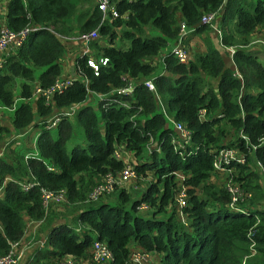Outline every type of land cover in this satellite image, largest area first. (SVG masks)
<instances>
[{
    "label": "trees",
    "instance_id": "obj_1",
    "mask_svg": "<svg viewBox=\"0 0 264 264\" xmlns=\"http://www.w3.org/2000/svg\"><path fill=\"white\" fill-rule=\"evenodd\" d=\"M79 1L0 0V25L4 21L13 30L40 26L3 56L0 67V107H12L10 126L0 125V131L19 133L40 126L36 154L24 158L22 144L0 155V255L23 236L28 221H40L43 229L52 221L50 214L56 215L53 205L44 208L40 189L62 188V201L76 208L71 221L50 225L43 243L22 264L87 256L95 239L110 251L107 264H125L130 242L156 253L158 264H264V205L259 202L264 187L255 163L259 160L264 167V62L248 44L258 38H251L253 31L264 30V0H114L124 15L111 20L101 19L95 3L77 11ZM212 11L220 44L233 49L235 71L213 44L210 25L200 20ZM181 22L187 36L200 35L204 47L185 62L171 53ZM116 26H122L118 38L127 41L125 47L113 43ZM72 29L76 34L97 29L105 39L99 43L94 38L88 43L91 50L74 54L71 84L45 101L33 94L34 86H48L61 76L62 37ZM258 35L264 38V31ZM187 40L183 38V45ZM163 50L162 68L155 72L158 61L153 57ZM88 58L97 63L96 70ZM146 79L153 90L144 84ZM126 86L129 92H116ZM90 93L101 94L98 114L86 101ZM15 97L20 100L16 104ZM71 105L73 113L61 117L53 138L45 119ZM165 114L188 130L189 142L182 148H177V133ZM71 118L82 127L85 145H73L67 152ZM221 147H232L245 158L229 165L231 179L243 190L255 191L248 202L236 203L246 212L229 209L224 185L210 180ZM119 149L132 153L136 174L149 171L154 179L134 197L123 188L113 189L115 204L104 194L89 199L102 176L123 165L113 154ZM176 172L186 190L182 219L174 208L173 194L180 186ZM24 181L32 184L23 189ZM255 196L259 203H253ZM140 202L148 207L139 209Z\"/></svg>",
    "mask_w": 264,
    "mask_h": 264
},
{
    "label": "built area",
    "instance_id": "obj_2",
    "mask_svg": "<svg viewBox=\"0 0 264 264\" xmlns=\"http://www.w3.org/2000/svg\"><path fill=\"white\" fill-rule=\"evenodd\" d=\"M95 4L97 8L101 12V19H108L111 20L118 15H120L117 11L116 5L114 0H95ZM216 16V12H208L205 14H202L200 17L201 22L208 23L209 25L212 24L214 18ZM40 26H24L18 30H13L5 26V24L2 22L0 25V67L3 63V56L7 53L12 52L15 48L21 45V43L24 41L26 36L31 30H34L36 28H39ZM188 29L185 27V24L183 22L180 23L179 29H178V37L176 43L171 48V53L180 61L185 62L187 59V53L183 46V38L186 35V32ZM98 35L97 29H91L88 31H83L78 33L76 36L71 37L74 40H77L82 45V52L89 51L88 49V43L90 40L96 38ZM255 41H258L262 43L264 46V38L258 37L255 39ZM230 51L232 52L233 49L230 47ZM98 61L101 64H104L106 61V58H99ZM87 63L96 70L97 63L91 59H87ZM237 74V72H235ZM238 75V74H237ZM72 77L69 76H61L57 77L50 85L48 86H34L33 94H41L45 101L50 99L52 94L61 92L66 86L71 84ZM144 84L147 86L148 89L153 90V83L151 80L146 79L144 80ZM130 91V86H126L123 88H119L116 90L118 93H125ZM98 97L101 96L100 93H96ZM120 104L125 105L124 101H118ZM74 111V105H71L67 109L57 111L52 116L45 119L44 127L45 128H52L56 126V124L59 122L62 116H70ZM198 113L200 116H203L204 109L199 108ZM165 117L168 121H170L172 128L177 133L178 138L176 139V146L177 148H182L185 143L189 142V132L188 130L182 125V123L177 121H172V119L165 114ZM181 151V149H179ZM179 151V153H180ZM32 153L25 154V157L30 156ZM113 154L117 157H120V154L118 150H114ZM245 158L242 153L238 152L232 147H221L216 151V154L214 156L212 165H213V173H219L221 175H229L231 176V171L233 170L232 166L229 165L231 161L241 163L244 162ZM255 163L258 167H260V171H264V167H262L259 160H255ZM136 172L134 170V164L133 161H124L121 168L116 173L106 172L101 180L96 183L91 190L88 193L89 199H96L100 195L104 193H108L110 190H113L114 184L116 182H127L131 178L135 176ZM179 173H175V175H178ZM224 184V188L228 192L229 200L227 202V205L229 209L231 210H237L241 212H246L245 209H240V207L236 206V203L241 202L250 195V192H247V190H243L240 185L231 179L229 177ZM32 184L31 181H24L21 182L20 185L23 189H27ZM41 191V197H42V204L45 209H47V206L51 201H60L64 198V190L62 188L51 191L46 190L44 188L40 189ZM173 198L175 199V203L180 207L185 204V198H186V190L184 185H180L177 190L174 191ZM139 209H146L148 206L145 202H140L138 205ZM252 246V242H251ZM23 252V246L20 245L19 240H14L10 242L9 249L4 253L0 255V264H16L19 257L21 256ZM255 250H252V255L255 253ZM150 252L145 250H139L137 252H134V254L131 255L129 261L133 262L135 264H141L142 260H144ZM90 258L92 261L98 263V262H105L107 263L110 258V251L107 248V245L102 240H94L90 246ZM49 264H77L76 259L71 257L70 255H65L61 259L53 260Z\"/></svg>",
    "mask_w": 264,
    "mask_h": 264
},
{
    "label": "rangeland",
    "instance_id": "obj_3",
    "mask_svg": "<svg viewBox=\"0 0 264 264\" xmlns=\"http://www.w3.org/2000/svg\"><path fill=\"white\" fill-rule=\"evenodd\" d=\"M94 3H95V0H89L87 2L80 0L79 3L77 4V11H79L80 9L91 8ZM123 15H124V13L123 14H120V16H123ZM69 25L71 27L72 26H75V21L73 20V18L70 19ZM121 27L122 26H116L115 27L116 37L114 38L113 43L120 44V46L125 47L127 45V41H125L124 38H121V39L118 38V35L120 34ZM75 31H76V29H72L71 32H70V36L68 38H71V37L76 36L77 34H75ZM254 37L255 38L256 37H260V35H258V34L257 35H253L251 38H254ZM68 38L67 37L66 38L62 37V40L63 39L65 40L64 41L65 42V45H66V43L68 44V42H69V41H67ZM96 38H97L96 41L99 42V43H103L102 41H104V39H105L100 34H98ZM256 43H258V42L253 41V42H249L248 44L250 46V45H255ZM201 44L202 43L200 42L199 38L198 39L191 40V43H190V45L188 46V49H187V51H188L187 53L189 54V56L192 55V52L194 50H197V49H199V47H202ZM71 46H76L77 47V45H71ZM78 50H79V48H78ZM161 52L164 53L165 50H163ZM262 55H264V48H263V54ZM66 57L69 58V59L68 60H65V62H64L65 63V67H66L65 70H68L69 72L66 73V74H64V75L70 77V75L73 74L72 73V63H71V61L73 60L72 59L73 54L69 53ZM161 68H162L161 62L158 61L156 63V66H155V70L154 71L157 72ZM37 71H38V69L36 70V72ZM16 83H18V80H17ZM13 88H14L13 89L14 93L18 95V84H15L13 86ZM97 98H98V96H97L96 93L95 94L94 93H90V94H88L87 99H86V101H88V103L90 105H92V107L95 110V112L98 111V109L96 107V102H97L96 99ZM19 101H20L19 98L18 97H15V104L18 103ZM0 111H6V110H4L3 108H0ZM97 114H98V112H97ZM1 119H2L1 121H3V119H4V121H6V120H8V117L7 116L6 117H2ZM168 123L171 125L170 122H168ZM35 127H36V129L33 130L32 135H31V139H29L30 132H26V130H25L24 131V132H26V135L25 136H27L26 139H28V141H25L24 144L19 141L20 143L17 144L19 146H21L23 144L25 147H27V149L25 147L22 148V152L23 153H25V151H27V150L28 151H32V152L34 151V147L32 146V141H33V138H34L36 132L40 129V126H35ZM49 133H50V135L53 138H55L57 136V128H56V126L50 128ZM17 139H18V133L16 131L12 130V129L9 130L8 132L0 131V153H1V155L5 154V152H7L9 149H13L12 147L16 146L15 141H17ZM9 140H10V142H9L10 143L9 144L10 147H6V145H7L6 143ZM73 145L84 146L85 145V140H84V136H83L82 127L79 124H77L74 121L73 118H71L70 135H69V137L64 142L65 150L68 152ZM2 146H3V148H2ZM118 152H119L120 156H123V157H125V154L126 153H129L128 150H126V149H119ZM131 158L133 159L132 156H131ZM177 173H179V172H177ZM261 176H262L261 177V179H262L261 182H262L263 187H264V173L263 172H261ZM229 177H230V174L225 176V175H221L219 173H213L210 176V180H212L213 182L220 183V184L224 185L226 183V181L228 179H230ZM153 179L154 178H153V175L151 174V172L145 171V174H142V175L135 174V176L133 178H131L129 181H127V182H124V183H122V182H116L114 184L113 189L115 190L117 188H123L131 196L134 197V196H138L139 193L142 190H144V186L150 180H153ZM175 180H176V186L182 185V175H181V173H179L178 175H175ZM114 190H113V192H114ZM111 191L112 190H110L108 192L109 195L107 193H104V198H105V195H106V197H109V203L110 204H115L116 203V201L114 199L115 198V194H113V192H111ZM247 192H250V195L247 197V202H248L249 201V198L255 194V191L253 189H251V188H247ZM102 200H103V198L101 197V198L97 199L95 203H97L98 201H102ZM256 200H257V198L255 196V201H253V203H255V202L259 203L260 202V203H262L264 205V197L260 198L259 199V202H258V200L257 201ZM52 205L54 206V211H55V214L56 215L50 214V212L48 213V214H50L52 216V221L50 223H48L50 225H52L53 221H56V220H60V221L61 220L63 221V220H66V219H67L66 221L70 220V218L72 217L73 213L76 211V208H72L71 205H68V204H66L63 201H59L56 204H52ZM174 208L179 213V217L182 219L183 218V214L180 212V207L176 204ZM139 211L142 212V213H145V211H142V210H139ZM71 223L72 224H75L74 222H71ZM32 225L33 224L30 223V222L26 224L25 229L27 230V233H29V234L28 235H24L22 237L21 244L23 246V251H24V248H26L25 249V251H26L31 246V245L28 244V242H31L32 240H36V241L38 240V238H37L38 237V233L37 232L39 230H37V226L38 225H41V224L39 223L38 225L34 226L33 230H32V227H33ZM78 229H79V227H78ZM76 262H77V264H81L77 260H76ZM101 263L102 262H98V263L93 262L91 259H88V262H87V264H101ZM16 264H18V261H17Z\"/></svg>",
    "mask_w": 264,
    "mask_h": 264
},
{
    "label": "crops",
    "instance_id": "obj_4",
    "mask_svg": "<svg viewBox=\"0 0 264 264\" xmlns=\"http://www.w3.org/2000/svg\"><path fill=\"white\" fill-rule=\"evenodd\" d=\"M5 2V1H4ZM1 20L3 21V17H1ZM4 22V21H3ZM264 30H261V31H259V30H256V31H253V35H257V34H259V32H263ZM209 32H210V38H211V40H212V42H213V44L218 48V50L220 51V52H222V54H223V58H224V60H225V62L229 65V66H231L232 67V69L235 71V66H234V64H233V61H232V59H231V54H232V52L230 51V47H227V46H223L222 44H220V41H219V31H218V29H217V25L214 23V21L212 22V24L210 25V30H209ZM76 34V33H75ZM73 35V34H72ZM252 35V36H253ZM70 35H67V36H64V38H68ZM199 34H192V35H189V36H187V35H185V37H188V40L186 41V42H184V48H185V50H186V53L188 52L187 51V49H188V46L190 45V43H191V40H193V39H198L199 38ZM184 37V38H185ZM193 38V39H192ZM67 41H69L68 42V44L66 43V47H65V53L63 54V56H62V72H61V76H66V75H64V74H66V73H68L69 71L68 70H65V60H68L69 58H67L66 56L69 54V53H71V54H73V57H74V54H76V53H78L79 51H81L82 50V45H81V43L80 42H78L77 40H74V39H72V38H68V40ZM71 41V42H70ZM182 42H183V40H182ZM71 45H77V47L79 48V50H78V48L76 47V46H71ZM202 46V45H201ZM70 47V48H69ZM203 48L204 47H199V51L200 50H203ZM250 48H253L255 51H256V53H257V55H258V57H259V59L262 61V62H264V55H262L263 54V48H260V46H258V45H253V46H251ZM67 49V50H66ZM88 49L89 50H91L89 47H88ZM165 53V52H164ZM164 53L163 52H160V53H158L157 55H155L154 57H153V59H154V61H160V62H162V57H163V55H164ZM193 53V52H192ZM187 55L189 56V54L187 53ZM73 57H72V59H73ZM190 57V56H189ZM67 58V59H66ZM71 63H72V61H71ZM64 66V67H63ZM72 72H73V70H72ZM60 76V77H61ZM0 108H3L4 110H6V111H0V125H6V126H10V122H9V119L8 120H6V121H4V119H3V121H1L2 119V117H8L9 118V115L11 114V112H12V107H0ZM11 111V112H10ZM7 114H6V113ZM34 129H36V127H32V126H30V127H28L27 129H25L26 130V132H30V137H29V139H31V135H32V132H33V130ZM11 130V129H10ZM39 131V130H38ZM38 131L36 132V134H35V136H34V138H33V141H32V146L34 147V151L32 152V151H25V153H23V156H24V158H26L25 157V154H27V153H32L31 155H34V154H36V150H35V141H36V137H37V135H38ZM26 132H20V133H18V139H17V141H15V143H16V145L17 144H19L21 141H22V143L24 144L25 143V141H28V139H26V137L27 136H25L26 135ZM24 136V137H23ZM12 141V140H11ZM20 141V142H19ZM10 142V140L6 143V144H8ZM2 148H3V146H2ZM129 153H126L125 154V157H123V156H121V159L123 160V161H129V162H131V161H133V159L131 158V156H132V153L130 152V151H128ZM0 155H1V153H0ZM131 155V156H130ZM133 157V156H132ZM213 174V173H212ZM63 200V199H62ZM62 200H60V201H62ZM57 202H59V201H51L49 204L50 205H52V204H56ZM52 203V204H51ZM50 205H48V206H50ZM149 212V211H148ZM67 220V219H66ZM66 220H63L64 222H67ZM60 220H56V221H53V223H55V222H59ZM69 221H71V220H68V222ZM32 223L33 225V227H32V230H33V228H34V226H36V225H38L39 223H40V221H36L35 223H33V222H31V221H28L27 223ZM52 223V224H53ZM41 224V223H40ZM40 227H41V225H38L37 226V230H39L37 233H38V240L36 241V240H32L31 242H28V244L29 245H31L30 247H29V249H27L26 251H25V249L26 248H24V251L22 252V254H21V256L19 257V259H18V264H22V262L25 260V258H26V256H27V254H29L30 252H31V250H32V248L33 247H35V246H37L38 244L39 245H41L42 243H43V238L45 237V234H46V232L48 231V228L50 227V224H48L44 229H40ZM29 233H27V230L25 229V232H24V234H23V236L24 235H28ZM40 235V236H39ZM22 236V237H23ZM22 237H21V239H19V243H20V245L22 246V244H21V242H22ZM25 247V246H24ZM129 247H130V253H129V256H128V259H127V261H126V263L125 264H135V263H133V262H130L129 261V259H130V257H131V255L132 254H134V252H137V251H139V250H142V249H140L137 245H135L134 244V242H130V245H129ZM88 251H89V254L87 255V256H84V257H78L77 259L75 258V257H73L72 255H70L71 257H73L74 259H76L79 263H81V264H87V262H88V259H91L90 258V248L88 249ZM67 256V255H66ZM92 260V259H91ZM94 262V261H93ZM103 264H107V263H105V262H102ZM101 263V264H102ZM141 264H158V256H157V254L156 253H154V252H150L149 253V255L144 259V260H142V262H141Z\"/></svg>",
    "mask_w": 264,
    "mask_h": 264
}]
</instances>
